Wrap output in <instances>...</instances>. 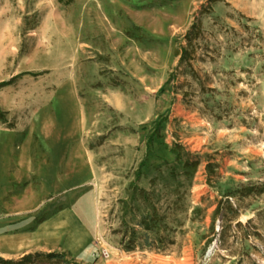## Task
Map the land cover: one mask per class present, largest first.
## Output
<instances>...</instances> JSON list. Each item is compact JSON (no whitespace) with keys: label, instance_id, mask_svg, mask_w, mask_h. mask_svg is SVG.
I'll use <instances>...</instances> for the list:
<instances>
[{"label":"rangeland","instance_id":"rangeland-1","mask_svg":"<svg viewBox=\"0 0 264 264\" xmlns=\"http://www.w3.org/2000/svg\"><path fill=\"white\" fill-rule=\"evenodd\" d=\"M58 181L99 235L34 264H264V0H0V223Z\"/></svg>","mask_w":264,"mask_h":264},{"label":"crops","instance_id":"crops-1","mask_svg":"<svg viewBox=\"0 0 264 264\" xmlns=\"http://www.w3.org/2000/svg\"><path fill=\"white\" fill-rule=\"evenodd\" d=\"M63 185L56 182L59 189L53 200L58 209L49 218L36 224L34 215L21 210L17 218L0 223L1 257L64 252L75 259L91 258L99 235L93 197L86 191L68 193Z\"/></svg>","mask_w":264,"mask_h":264},{"label":"trees","instance_id":"trees-1","mask_svg":"<svg viewBox=\"0 0 264 264\" xmlns=\"http://www.w3.org/2000/svg\"><path fill=\"white\" fill-rule=\"evenodd\" d=\"M47 259H54V258H60L61 256H58L56 254H48L45 256ZM34 258V255L30 254V255H26L21 261L19 262H15L12 260H4L2 258H0V264H34V262L31 260Z\"/></svg>","mask_w":264,"mask_h":264},{"label":"built area","instance_id":"built-area-1","mask_svg":"<svg viewBox=\"0 0 264 264\" xmlns=\"http://www.w3.org/2000/svg\"><path fill=\"white\" fill-rule=\"evenodd\" d=\"M100 254L104 260H108L110 257V254L107 249L101 248Z\"/></svg>","mask_w":264,"mask_h":264}]
</instances>
